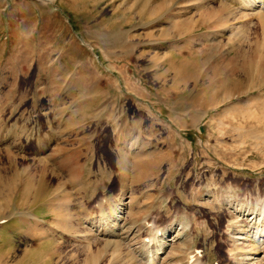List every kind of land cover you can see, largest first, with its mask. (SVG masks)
I'll use <instances>...</instances> for the list:
<instances>
[{"label": "rangeland", "instance_id": "374dc122", "mask_svg": "<svg viewBox=\"0 0 264 264\" xmlns=\"http://www.w3.org/2000/svg\"><path fill=\"white\" fill-rule=\"evenodd\" d=\"M248 1L0 0V264H264Z\"/></svg>", "mask_w": 264, "mask_h": 264}, {"label": "bare ground", "instance_id": "6f19581e", "mask_svg": "<svg viewBox=\"0 0 264 264\" xmlns=\"http://www.w3.org/2000/svg\"><path fill=\"white\" fill-rule=\"evenodd\" d=\"M256 3H255V0H252V1H248V4H243L242 6L243 7H248V8H250V9H252V8H254L256 5H255ZM262 4V3H261ZM263 209V208H262ZM264 214V213H263ZM235 238H241L239 235L238 236H235ZM259 240H261V239H258V240H256V241H259ZM253 242V241H252ZM259 243V242H258ZM192 257L193 256H189V260H191L192 259ZM194 259V258H193ZM252 259V258H251Z\"/></svg>", "mask_w": 264, "mask_h": 264}]
</instances>
